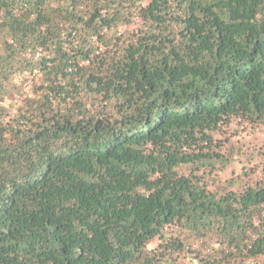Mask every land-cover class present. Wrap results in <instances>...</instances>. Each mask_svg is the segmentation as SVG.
Instances as JSON below:
<instances>
[{
  "label": "trees",
  "instance_id": "1",
  "mask_svg": "<svg viewBox=\"0 0 264 264\" xmlns=\"http://www.w3.org/2000/svg\"><path fill=\"white\" fill-rule=\"evenodd\" d=\"M237 126L264 0H0V264H264Z\"/></svg>",
  "mask_w": 264,
  "mask_h": 264
},
{
  "label": "rangeland",
  "instance_id": "2",
  "mask_svg": "<svg viewBox=\"0 0 264 264\" xmlns=\"http://www.w3.org/2000/svg\"><path fill=\"white\" fill-rule=\"evenodd\" d=\"M229 136H232L231 152L239 153L242 155L250 154L254 148L262 146L264 147V128H259L255 133H252L250 129L237 126L236 130H229ZM242 157V156H241ZM256 174L253 175L255 178H263L264 170L262 168L255 170ZM224 175V173L222 174Z\"/></svg>",
  "mask_w": 264,
  "mask_h": 264
}]
</instances>
